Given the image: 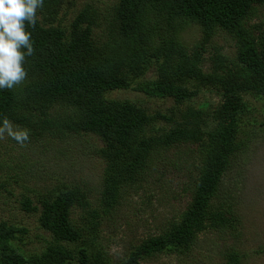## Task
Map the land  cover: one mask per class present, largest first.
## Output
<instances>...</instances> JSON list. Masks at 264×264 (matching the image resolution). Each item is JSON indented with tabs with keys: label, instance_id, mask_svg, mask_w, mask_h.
<instances>
[{
	"label": "trees",
	"instance_id": "obj_1",
	"mask_svg": "<svg viewBox=\"0 0 264 264\" xmlns=\"http://www.w3.org/2000/svg\"><path fill=\"white\" fill-rule=\"evenodd\" d=\"M94 3L67 25L64 0H44L29 27L34 53L25 61L26 78L0 89V128L13 124L16 135L26 132L23 147L48 136L101 138V208L92 209L90 191L78 186L62 184L40 194L37 203L24 194L23 208L39 213V226L50 237L42 249L25 251L27 228L0 223V264H141L157 254L185 253L204 232L236 226L233 205L218 198L232 160L261 126L257 115L251 117L258 110L251 98H264V0ZM94 15L103 18L102 34L95 33ZM191 26L202 36L187 43L182 36ZM221 31L233 37L234 56L214 40ZM129 89L171 97L174 104L151 112L140 100L109 96ZM200 90L219 99L196 104ZM246 122L253 126L247 142ZM182 146L194 149L201 165L184 188L190 196L185 209L167 229L130 242L129 252L115 260L103 214L123 205L129 189L145 187L158 160ZM239 263L240 254L230 253L226 264Z\"/></svg>",
	"mask_w": 264,
	"mask_h": 264
},
{
	"label": "rangeland",
	"instance_id": "obj_2",
	"mask_svg": "<svg viewBox=\"0 0 264 264\" xmlns=\"http://www.w3.org/2000/svg\"><path fill=\"white\" fill-rule=\"evenodd\" d=\"M94 7L111 5L113 0H64L65 24L69 25L74 15L89 2ZM97 22L94 30L102 34L103 18L94 15ZM202 36L196 26L188 28L183 39L194 43ZM229 56L236 52L235 41L226 32H219L215 39ZM151 75V70L148 72ZM110 97H128L140 100L151 112H166L174 104L171 97L145 95L129 89L117 90ZM219 95L209 90H200L194 97L197 104L205 100L216 102ZM261 126L250 135L249 145L243 154L232 160L225 173L219 200H229L237 217L236 226L224 231L212 230L200 234L185 253L166 252L150 256L141 264H226L229 254H240L239 264H264V98H251ZM162 124L166 122L161 121ZM252 122L243 125L242 137L248 141V130ZM0 135V223L8 222L27 228L24 250L33 251L43 247L47 231L39 226L38 212L23 208L24 194L30 195L35 203L40 194L56 189L62 184L89 190L92 209L101 208V180L105 161L97 153L102 145L101 138L81 135L80 138L44 137L31 145L21 146L12 140L17 128L7 125ZM190 146L175 147L158 163L145 187L129 189L124 204H119L111 213L103 214V228L107 233L106 243L110 254L117 260L131 249V243L167 229L179 219L190 196L184 191L195 177L199 168V157ZM35 188L36 193L31 192ZM76 210L75 218H78ZM115 240V241H114Z\"/></svg>",
	"mask_w": 264,
	"mask_h": 264
},
{
	"label": "clouds",
	"instance_id": "obj_3",
	"mask_svg": "<svg viewBox=\"0 0 264 264\" xmlns=\"http://www.w3.org/2000/svg\"><path fill=\"white\" fill-rule=\"evenodd\" d=\"M43 5L44 0H0V89H12L25 80V61L34 53L29 27H35ZM14 138L23 141L28 136L23 132Z\"/></svg>",
	"mask_w": 264,
	"mask_h": 264
}]
</instances>
